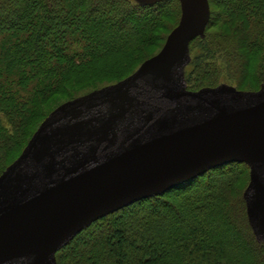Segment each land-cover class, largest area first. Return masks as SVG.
Here are the masks:
<instances>
[{"label": "trees", "instance_id": "trees-1", "mask_svg": "<svg viewBox=\"0 0 264 264\" xmlns=\"http://www.w3.org/2000/svg\"><path fill=\"white\" fill-rule=\"evenodd\" d=\"M208 1L186 88L264 87V0ZM180 15L178 0H0V174L49 113L132 74ZM248 182L244 162L214 167L99 218L56 253L57 264H264L243 197Z\"/></svg>", "mask_w": 264, "mask_h": 264}, {"label": "water", "instance_id": "water-1", "mask_svg": "<svg viewBox=\"0 0 264 264\" xmlns=\"http://www.w3.org/2000/svg\"><path fill=\"white\" fill-rule=\"evenodd\" d=\"M178 1L179 22L158 53L56 107L0 174V264H57L99 218L231 162L249 167L243 197L264 243V87L188 90L189 45L204 37L210 5Z\"/></svg>", "mask_w": 264, "mask_h": 264}, {"label": "rangeland", "instance_id": "rangeland-1", "mask_svg": "<svg viewBox=\"0 0 264 264\" xmlns=\"http://www.w3.org/2000/svg\"><path fill=\"white\" fill-rule=\"evenodd\" d=\"M170 23V22H169ZM161 34H163L162 32H161ZM169 34V33H168ZM167 34V35H168ZM167 35H166V37H167ZM165 37V38H166ZM165 41V40H164ZM163 44H164V42H163ZM163 44H161V47L163 46ZM161 47H160V49H161ZM159 49V50H160ZM159 50H156V52H155V54L156 53H158L159 52ZM154 54V55H155ZM139 67V66H138ZM137 67V68H138ZM136 68V69H137ZM136 71V70H135ZM133 73V72H132ZM131 75V74H130ZM129 76V75H128ZM110 85V84H109ZM256 91H258V90H256ZM66 97L65 96H63V95H60V96H55L54 98H53V100L51 101V103H50V105L49 106H47L46 108H45V111L46 112H48L52 107H54L55 105H57L58 103H60V102H62L64 99H65ZM62 104V103H61ZM50 114V113H49ZM40 125V124H39ZM38 128V127H37ZM33 135V134H32ZM27 145V144H26ZM25 145V146H26ZM24 149V148H23ZM21 154V153H20ZM19 156V155H18Z\"/></svg>", "mask_w": 264, "mask_h": 264}]
</instances>
